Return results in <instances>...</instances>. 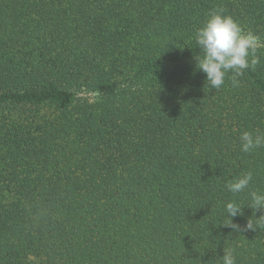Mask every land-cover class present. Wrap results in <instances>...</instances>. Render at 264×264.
<instances>
[{
	"label": "trees",
	"instance_id": "trees-1",
	"mask_svg": "<svg viewBox=\"0 0 264 264\" xmlns=\"http://www.w3.org/2000/svg\"><path fill=\"white\" fill-rule=\"evenodd\" d=\"M213 11L259 38L238 87L196 69ZM258 130L264 0H0V264H264Z\"/></svg>",
	"mask_w": 264,
	"mask_h": 264
},
{
	"label": "clouds",
	"instance_id": "clouds-1",
	"mask_svg": "<svg viewBox=\"0 0 264 264\" xmlns=\"http://www.w3.org/2000/svg\"><path fill=\"white\" fill-rule=\"evenodd\" d=\"M196 44L201 54L195 56L196 69L205 74L207 86L220 89L226 79H230L234 87L239 86L238 77L249 68L254 69L259 63L257 56L259 38L251 32H245L242 27L222 11H213L209 14L204 25L195 34ZM241 151L248 153L264 147V132L244 131L240 135ZM253 179L249 171L235 181L229 182L226 188L236 194L248 188ZM249 208L256 211L264 210V194L251 192ZM231 218L242 215V210L235 202H228L225 206ZM264 217V216H262ZM229 227L240 231V226L231 223ZM248 229H253L251 220ZM222 264H236L232 250H225L221 257Z\"/></svg>",
	"mask_w": 264,
	"mask_h": 264
}]
</instances>
